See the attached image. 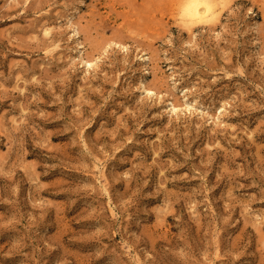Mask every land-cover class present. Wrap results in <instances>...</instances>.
I'll return each instance as SVG.
<instances>
[{"label": "rangeland", "instance_id": "rangeland-1", "mask_svg": "<svg viewBox=\"0 0 264 264\" xmlns=\"http://www.w3.org/2000/svg\"><path fill=\"white\" fill-rule=\"evenodd\" d=\"M216 9L0 0V264H264V0Z\"/></svg>", "mask_w": 264, "mask_h": 264}, {"label": "bare ground", "instance_id": "bare-ground-1", "mask_svg": "<svg viewBox=\"0 0 264 264\" xmlns=\"http://www.w3.org/2000/svg\"><path fill=\"white\" fill-rule=\"evenodd\" d=\"M169 1V0H168ZM178 7L182 21L199 22L212 18L216 13L217 0H170ZM173 105V103H171ZM173 110L175 107L173 106Z\"/></svg>", "mask_w": 264, "mask_h": 264}]
</instances>
